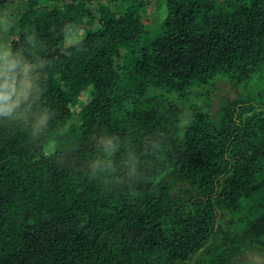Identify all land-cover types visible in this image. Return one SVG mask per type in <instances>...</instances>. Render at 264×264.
<instances>
[{"label": "trees", "instance_id": "16d2710c", "mask_svg": "<svg viewBox=\"0 0 264 264\" xmlns=\"http://www.w3.org/2000/svg\"><path fill=\"white\" fill-rule=\"evenodd\" d=\"M17 10L0 29V264H264V0Z\"/></svg>", "mask_w": 264, "mask_h": 264}, {"label": "rangeland", "instance_id": "374dc122", "mask_svg": "<svg viewBox=\"0 0 264 264\" xmlns=\"http://www.w3.org/2000/svg\"><path fill=\"white\" fill-rule=\"evenodd\" d=\"M21 2H25V0L16 1V3L10 4L9 7L6 10H3L0 13V29H2V28H5L6 29L7 28L8 25L5 24V21L10 18V16H11L12 13H16L18 11L17 9H18V6H19V4ZM105 3H107V2H105ZM150 20L153 22L154 20H156V17H153V18H149V17L148 18H145V21L146 22H148ZM3 43L6 45L5 47H7L9 45V40H5V41L2 42V44ZM225 88H226V85L224 83H219L218 84V90H219V93L221 94V96L224 95V94H226V95L229 94V95L234 96V94H235L234 91H231V89L230 90H227ZM238 218H239L238 216L235 217V219H238ZM239 221H237L234 225H230L228 227V230H230L231 232L235 233L236 230H238V228H239V225H240L239 224ZM237 224H238V228L235 227Z\"/></svg>", "mask_w": 264, "mask_h": 264}]
</instances>
